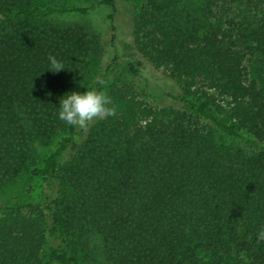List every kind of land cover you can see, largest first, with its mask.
I'll use <instances>...</instances> for the list:
<instances>
[{"label":"trees","instance_id":"trees-1","mask_svg":"<svg viewBox=\"0 0 264 264\" xmlns=\"http://www.w3.org/2000/svg\"><path fill=\"white\" fill-rule=\"evenodd\" d=\"M187 1L0 0V176L42 183L37 200L0 203V264H76L74 228L97 231L112 264H264V0H201V15ZM95 6L112 56L61 20ZM127 48L139 58L121 61ZM121 63L152 102L107 85ZM92 89L115 116L58 118L61 98Z\"/></svg>","mask_w":264,"mask_h":264},{"label":"rangeland","instance_id":"rangeland-1","mask_svg":"<svg viewBox=\"0 0 264 264\" xmlns=\"http://www.w3.org/2000/svg\"><path fill=\"white\" fill-rule=\"evenodd\" d=\"M42 2H55V3H75V4H89L94 0H41ZM187 8L193 12L195 15H201L203 3L201 0H188ZM109 8L105 6H95L88 15L83 17L72 16L65 17V21H79L84 22L91 27L95 28L102 35V39L105 44L106 54L112 56L113 49L110 47V26L107 20V14L109 13ZM123 56L121 61L126 57H131L138 59L139 55L131 51L130 48L123 51ZM125 63H121L117 68L107 77V85L112 83H128L138 92L140 98L151 101L153 100V95L157 93V89L154 85L148 84L144 79H139L137 77H131L126 69ZM256 63H252L251 71L255 72L258 69ZM224 141V140H223ZM227 141V139H226ZM53 144L47 147H42L40 150L43 153L53 149ZM41 181L32 177L27 173H21L16 176H0V203H17L37 200L41 193ZM98 236L101 243L94 244L91 242V237ZM67 244L69 250L75 258L76 264H112L111 260L108 258V250L102 236L97 233V231L92 230L87 233H83V229L74 228L67 234ZM49 246V245H48ZM47 248L45 255L47 256Z\"/></svg>","mask_w":264,"mask_h":264},{"label":"clouds","instance_id":"clouds-1","mask_svg":"<svg viewBox=\"0 0 264 264\" xmlns=\"http://www.w3.org/2000/svg\"><path fill=\"white\" fill-rule=\"evenodd\" d=\"M49 70L58 73L65 66L55 56L48 57ZM103 83V81H101ZM117 109L112 98L104 90H87L83 93L71 92L60 99L58 118L65 124L77 129L87 130L95 121L115 116ZM94 244L101 243L98 236L91 237ZM257 242H264V228L257 233Z\"/></svg>","mask_w":264,"mask_h":264}]
</instances>
